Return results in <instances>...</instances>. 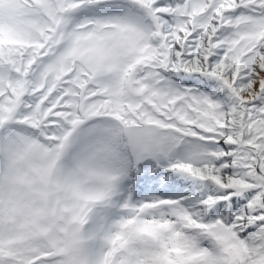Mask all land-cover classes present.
I'll return each instance as SVG.
<instances>
[{
	"label": "snow or ice",
	"instance_id": "1",
	"mask_svg": "<svg viewBox=\"0 0 264 264\" xmlns=\"http://www.w3.org/2000/svg\"><path fill=\"white\" fill-rule=\"evenodd\" d=\"M0 264H264V0H0Z\"/></svg>",
	"mask_w": 264,
	"mask_h": 264
}]
</instances>
